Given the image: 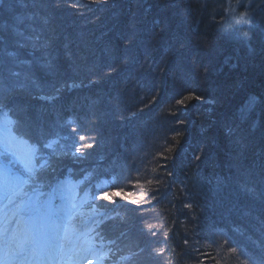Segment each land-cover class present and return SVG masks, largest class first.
I'll list each match as a JSON object with an SVG mask.
<instances>
[{
  "label": "trees",
  "instance_id": "trees-1",
  "mask_svg": "<svg viewBox=\"0 0 264 264\" xmlns=\"http://www.w3.org/2000/svg\"><path fill=\"white\" fill-rule=\"evenodd\" d=\"M59 1L0 0V14H4L0 18V108L3 107L0 109L2 111L0 125L7 126L13 139L15 138V141H19L24 146L26 145L29 152L31 150L32 152H44L43 155L36 156L35 165H37V169L33 168L35 167L33 164L31 171L26 172L25 179H28V181L25 183L24 191L32 192L38 187L43 190H49L52 187L58 190L60 188L73 191L79 189L81 199L84 196L88 202L101 206V197L105 194L108 195L107 192L112 190L106 188L102 180H93L97 178V174L100 178L109 169L116 168L119 175L116 179H120L124 186L129 182L132 183V180L135 179L139 188L141 186L139 184H144L147 176H151L146 174L148 165L150 161L152 162L151 155L149 154L147 157L143 154V151L146 148L150 149L149 146L153 144V141L148 137L147 130L142 129L141 123L135 120H125L124 118L119 123L116 120L121 114H118V118L116 114L113 117L116 122L111 123V121L102 120L95 126L93 125L90 131H87L80 129L78 115H83L89 119L88 113H86L88 116L83 113H78L75 116L70 112L72 114L71 118L65 117L67 112L64 109L70 101H65L66 99L63 97L62 99H54L58 93L48 87L51 82L53 84L55 82L59 83L60 80H56L57 69L55 65H50V72L46 74L47 70L45 72L42 70L44 69L42 67L44 63L43 65L37 64V61L38 57L41 56L44 60L46 53L49 54L47 57L57 54L58 57L65 58V55L71 50L68 44L60 45V48L57 47L52 50L49 45L56 42V38L53 37L52 39L50 35H37L39 30V27L35 26L37 21L38 24H41L42 21L52 23L58 21V19H64L65 22L66 18L72 17L65 23L66 26L59 25V21L58 24H54V28L59 30L56 33L58 40L65 39L64 42L77 46L79 49L87 48L102 61L106 58L105 56L101 58L100 51L106 49L100 45V41L107 42L109 40V42L114 43L115 40L120 39L124 42L122 49L130 50L131 46L127 45L129 41L137 39L138 36L149 29L144 21H152L155 31L152 30L153 28L149 29L154 35H151V39L148 41L156 43L160 47L168 44L169 51L172 54L179 53L180 58L183 59L188 57L186 62L189 63L191 70H188L187 73L198 76L196 79L197 85L195 88L186 90V92H173L169 95L172 103H167V106L163 108L156 104L155 89L152 88L156 78L161 76L150 70L152 76L150 77L145 72L143 75L145 82L142 85H137V88H134V93L131 92L127 95L130 98L134 97L135 100L129 105L130 110L126 112V115L130 116L133 113L139 115L141 109L138 106L155 109V115L162 112L165 120L177 118L179 131L176 135L180 133L181 129L184 130L183 128L190 124L189 127L191 126L190 128L196 133L192 134L194 136L198 135L195 139L194 136L191 137V141L196 142V139H204L203 144L207 147L206 149L210 150L209 148H212V154L221 163H224V159L227 160L226 157H230L232 154L237 159H243V161L246 153L249 156L255 155L256 157V153L251 154L244 151L246 148L244 150L240 148L243 140L244 142L250 141L256 135L254 130L251 129L254 127L252 125H249L251 128L248 127L247 132H243L246 126L243 125L244 123H240L242 121L238 119V116L239 112H242L246 121L256 118L264 126V104L254 103L250 107L245 104L244 108H241L242 103L250 99L253 94H258L259 97L263 94L264 99V70L262 69L264 49L257 48L256 52V49H249L248 47L256 40L260 41V37L255 39L250 38L249 35V38H246L239 34L238 37L232 38L231 33L224 31L223 28L226 24H229L226 22L231 21L225 14L224 0L220 2L219 0H135L137 5L129 6L128 4V13H133V15L141 13L144 18L141 20L143 17L141 16L134 23L133 29H126L132 23H126L123 19L122 24L117 23L121 15L117 14L116 17L110 12L111 9L114 10L121 4L117 0H106L102 4L95 3L99 0H94V2L79 0L83 4L81 11L84 14L78 13L79 11L76 9L72 11L74 7H70L69 4L62 7L56 6V2L63 3V5L66 3L65 0ZM116 1L117 3H115ZM253 1L256 3V0ZM36 4L40 5L36 6ZM101 5L106 6V9H103ZM58 10L64 18H61V15L52 17L47 15V13L57 14ZM71 11L74 16L70 14ZM8 12L14 14L11 15ZM86 13H91L92 16L87 17L85 16ZM224 14L225 16L222 18ZM263 18L261 17L262 25H259L262 29L259 31H264ZM125 32L131 35L128 36ZM59 33H63V35L58 36ZM35 37H39V39L37 40ZM75 37H77V40L73 42L72 39ZM81 42L83 43L81 44ZM115 43L109 49L110 52H114L117 45ZM155 48L157 49L156 46ZM156 53V51L153 52L155 56ZM144 56L147 57V55ZM46 59L49 63L52 62L49 58ZM28 63L33 64V66L30 69H25L29 66ZM22 64L26 67L21 69ZM141 66L139 76L148 68V66L145 68V65ZM198 67L204 69L202 76L198 73ZM258 72L261 73L259 77H256L255 74ZM44 76L47 78H44ZM199 76L201 78L205 76V78L201 81ZM74 79H77V77L72 78L71 81L74 82ZM57 86H60L61 89L55 88V86V90L68 92L61 85ZM200 86L203 90L199 88ZM66 87H68V84ZM166 91L164 88L161 93L164 94ZM43 96L59 103L52 105L51 101L44 100ZM197 99L214 101L215 109L205 110L204 113L197 112L192 106L193 103L197 102ZM28 100L34 104L29 103ZM241 100L244 101L241 102ZM105 108L104 105L101 106V114L103 112L108 113ZM221 110L226 114L230 113L229 117L219 116ZM179 112L182 114V118L180 114L176 116ZM111 113L116 112L111 111ZM187 114L190 116H187L186 119L183 115ZM61 118H67L69 123L75 125V128L70 130L69 134L71 131L78 130L81 133L79 137H75L72 133L71 140L70 137L68 139L54 137V131L58 128L57 124L62 122ZM187 122L188 124H186ZM122 127L127 132L125 136L122 135ZM237 128H240L241 132L238 133ZM133 132L139 138L143 136L141 142L135 147V151L142 153L139 160L135 163H129L128 160H125L124 163L120 161V163L106 164L99 159V156L106 153L108 149L118 150L114 147L112 140L109 139L110 135L118 139L120 134L122 138L124 137L122 141L132 150L133 146L130 145L126 136ZM248 132L252 136H249L250 139L247 140L246 137L242 136ZM182 133H184L181 135L184 139L187 132L185 130ZM173 135V133L164 129L160 131L157 139L163 145H161V148L156 145L152 151H159L161 156H164L165 160L162 161L166 162V165H161L159 162L156 166L152 162L151 174L154 178L151 177L152 180L145 184L142 197L136 199L143 206L149 207L160 218L158 225L160 224L163 230L159 235V239L170 245L175 243V246L171 250L169 249L170 246L163 249L158 244L150 242L148 247L158 251L152 255L154 261L148 263L146 259V264H177L178 259H176L174 249L180 251L178 256L181 259L184 258V261L180 264H264V215L257 224L261 229L258 228L254 233L251 229L254 226L246 229L245 224L238 221L239 217L232 215H253L256 213L254 209L256 204L250 205L245 202L246 206L242 207L238 202V198L241 199L240 194L238 197L240 191L237 194L233 193L235 196L232 195L233 198H230V196L221 195L220 191L211 192L210 189L207 190V186L211 184L208 183L211 181H207V179L211 177L212 180L213 176L210 175L205 180V177L192 172L198 166V163L192 161V158H195L194 152L189 153L186 157L187 161L190 162L189 166H187V162L183 163L174 175L169 173L168 168L179 162L176 157L179 153L178 149H182L180 145L177 148L178 140L175 141V144L166 147L168 146L166 138L174 141ZM223 137L228 138L227 142L223 141ZM214 139L217 140L216 145H211L210 142L212 143ZM234 139L239 141L235 142ZM182 141H184L182 144H187V140ZM87 142L91 144L90 147H87ZM190 143H188L187 148L184 147L185 150L192 147ZM234 145L240 148L241 151L232 150V147H236ZM1 147L2 144H0V149H2ZM228 149H231L229 153ZM4 158L9 161L15 159L11 157L10 153L4 154ZM169 160H171V163ZM18 163L12 164L13 167L20 168L17 165ZM23 163L26 165L25 162ZM229 169L231 170V168ZM120 174L122 175L121 178ZM185 174L189 176L190 180H187L188 185L182 190L180 187L184 186L178 184L183 178L185 179ZM127 179H130V181L125 182ZM84 185H90L95 191L96 188L97 191H104L98 194V199L91 194H87ZM138 186L136 190H138ZM190 187L193 194L191 193L188 196L187 201L182 192ZM248 188L253 199L256 202L260 200L261 195L255 194V190L251 186H248ZM138 193H140L139 190ZM129 195L131 198L134 196L132 193ZM106 197L107 201L112 198L110 196ZM180 201L186 204L185 208L179 205ZM235 202L238 203L237 206H235ZM232 208H236L237 211H232ZM258 210H264V208ZM126 218L127 222H130L129 218L132 219L129 216ZM183 220L190 224H184ZM162 234H164L165 239ZM189 244L193 246L191 252L184 250V246H189ZM142 263L144 261L140 264Z\"/></svg>",
  "mask_w": 264,
  "mask_h": 264
},
{
  "label": "bare ground",
  "instance_id": "bare-ground-1",
  "mask_svg": "<svg viewBox=\"0 0 264 264\" xmlns=\"http://www.w3.org/2000/svg\"><path fill=\"white\" fill-rule=\"evenodd\" d=\"M222 0H219V2ZM60 2V1H59ZM248 3H250V6L255 7L258 9V7L262 6L261 9H264V2L262 3H255L253 0H247ZM103 2H100L99 4H102ZM253 3V4H252ZM238 5L240 6V9H244L241 5L246 6L247 3L244 0H226V4H224L225 7V13L227 10L231 8V5ZM65 6V4H59L56 2V6ZM103 9H106L104 5H101ZM60 8V7H58ZM118 10V7L116 9H111L110 12H112V15L116 16L117 14L121 15V18H123L124 22L129 23H136L141 16V13L135 14L133 16H130L132 14L130 13H123L121 14L119 12H116ZM9 14H14L13 12H8ZM114 13V14H113ZM4 14H0V18L3 17ZM227 15V14H226ZM225 16L222 15V18ZM264 17V13L260 12L259 17ZM117 17V16H116ZM144 16L141 18L143 20ZM232 21V17H228ZM83 19V18H82ZM264 19V18H263ZM147 25V28L152 29L154 27V23L152 21H144ZM38 24V21L36 22ZM84 26V25H82ZM144 31L140 36L137 37V39H133L132 41H129L127 45L131 46L130 50L122 49V45H124V42H122L120 39L115 40L114 43L117 44L116 48L114 49V52L108 53V60L102 61L101 59H98L92 52H90L89 49H79L77 46H73L69 44L68 42H64L65 39L58 40L56 33L54 32L53 36H50L52 39L55 37L56 42L49 45L51 49H56L57 47L60 48V45L68 44V47L71 51H69L65 58H60L57 56V54L47 57L49 55L46 53L44 56V60L41 57H38L37 64L44 65L43 72L46 70V74L50 72V65H55L57 69L56 74V80H60L59 83L55 82L53 84L52 82L48 84L49 89L52 91H56L58 94L56 95V98L59 99L62 97L66 99L65 101L69 100L70 102L67 103V106H65L64 111L67 112V115L65 114V117L68 116V119L71 118V113L73 115H78V113L89 114V119L87 117H84L83 115H78L79 122H80V129L81 130H87L90 131L92 126L96 125L97 123L102 122V120L111 121V123L114 122H122V118L129 121H137L141 123L142 129L147 130V135L150 137L153 141V144L149 146L150 149L146 148L145 151H143L144 155H151V160L153 163H155L156 166H158V163L165 164L166 162L162 161L165 160L164 156H161L159 151H152L156 145L160 146L163 145L160 141H158L157 137L159 136L160 131H165L173 133L174 141L178 140L177 142V148L180 145L182 149H178L179 153L176 157V160H178V163H175L173 166L169 167L168 171L169 173H172L174 175L176 171L179 169L180 166H182L183 163L188 164L187 156L189 153L194 152L195 158H192V161L194 163H198V166L200 164L208 163L209 156L211 157V154L213 153V149L209 148L210 150H207L204 146V139L200 138L196 139V142L191 141V137L193 138V134H196L193 132V129L188 126H185L183 129L180 130V133L178 135L177 132V122H176V116L182 115L180 112L174 116L176 119L172 120H165L163 119L162 112H159L155 115V109L145 108L138 106L140 110L139 115H135L134 113L130 116L126 115V112L130 110L129 105L132 104V102L135 100L134 97L130 98L127 97L131 92L134 93V88H137V85H142L144 81V73L147 72L148 76H151L150 70L154 74H158L161 77L156 78L155 82L152 85V88L155 89L154 92V98L156 104H158L159 107H165L167 106V103H172L170 96L175 91L180 92H186V90H190L192 88H195L197 85V77L195 74L187 73L188 70H191V67L187 58H180L179 53H171L169 51L168 44L162 45L161 47L156 45V43L150 42V36L154 35L153 32L150 30ZM153 31L154 28L152 29ZM63 35V33H59L58 36ZM65 36V35H64ZM62 36V37H64ZM262 33L259 31L258 37H260V41L256 40V42H253L252 44H249V49H256V52L258 49L262 48L264 49V43L261 38ZM64 42V43H63ZM83 42H81L82 44ZM100 45L103 46L104 49L109 50L112 48L113 42H99ZM92 46V44H90ZM157 47V49L155 48ZM258 48V49H257ZM51 50V51H52ZM152 50L156 51V56L153 54ZM166 50V52H165ZM159 53V54H158ZM144 55H147L145 57ZM215 56V55H214ZM149 57V58H148ZM49 58L52 62L49 63ZM155 60H150V59ZM63 59V60H62ZM160 60V62H158ZM29 62V61H28ZM185 62V63H184ZM200 64V63H199ZM22 68H25L24 64H22ZM28 67L25 69L32 68L33 64L28 63ZM146 65L148 68L143 72L141 76V71L139 70L142 66ZM262 69L264 70V64L262 65ZM202 72H204L203 67H198V73L202 76ZM207 73V72H205ZM197 75V74H196ZM200 77V80L202 81L203 78ZM77 77V79H74V82L71 81L72 78ZM254 77V76H253ZM44 78H47L44 76ZM69 81V82H67ZM68 84V87H66ZM206 84V83H204ZM64 87L68 90V92L64 91H58L55 90V88L61 89L60 86ZM56 86V87H55ZM55 87V88H54ZM166 89L167 91L162 94L161 90ZM202 89V86L199 87ZM203 90V89H202ZM55 92V94H56ZM70 92V93H69ZM54 94V92H53ZM44 100L51 101L47 96H43ZM52 105H56V103H59L58 101H51ZM196 103V102H195ZM104 105L108 113L103 112L101 114V106ZM194 109L198 112L204 113L205 110H208V107L206 105H200V104H194L192 105ZM128 108V109H127ZM240 108V107H239ZM238 108V109H239ZM111 111H115L116 113H111ZM71 112V113H70ZM122 112V113H119ZM117 114H121V116L114 121V116ZM230 113L226 114L222 110L220 111L219 116L229 117ZM187 119V116L190 115H183ZM207 116V115H205ZM73 117V116H72ZM182 118V116H181ZM66 119V120H65ZM67 118H61L62 122L60 124H57V127L61 129L62 132L65 133V135L70 132V130L75 128V125L72 123H69V120ZM192 120L191 118H189ZM165 120V121H164ZM183 125V124H181ZM56 127V128H57ZM55 129L54 131V137H61L64 139V134H59L58 130ZM186 130V136L185 140H187V144L190 143L192 145L191 148L185 150L189 146L186 143L182 144L184 139L181 135L182 131ZM122 135H126L127 132L125 131V128H121ZM71 133L75 137H79L81 134L80 131H71ZM137 133V132H136ZM193 133V134H192ZM198 135L194 136L197 137ZM188 137V138H187ZM124 138V137H123ZM123 138L121 135H118V139H115L113 136H109V139L112 140V143L115 149H108L106 153H102V155L99 156V159L103 160L106 164H113V163H124L125 160H128L129 163H135V161L139 160L142 157V153L135 151V147L138 143L141 142L143 139V136L139 138L138 135L133 133H129L126 136V139L128 142H130V145L133 146V149L131 150L128 145L123 142ZM187 138V139H186ZM224 142H227L228 138L223 137ZM190 139V140H189ZM189 140V141H188ZM102 148V147H101ZM130 149V150H127ZM100 151V150H98ZM44 152L40 151L38 152V155H43ZM200 154V156H199ZM148 157V156H147ZM214 157V156H213ZM207 162H206V160ZM215 158V157H214ZM245 160H250L248 165H236V168H238L240 174L238 173L237 177L234 178V189L239 192L241 197V201L246 202L250 205L256 204V201L253 199V196L251 194V191H249L248 186H251L255 191V194H263L264 195V182L253 179V178H260L264 180V168L257 163L256 161H259L260 158L247 155V153L244 155ZM217 160V159H216ZM171 160H169L170 162ZM220 161V160H219ZM261 161V159H260ZM150 161V164L148 165L146 174L151 175V170L153 163ZM173 162V161H172ZM171 163V162H170ZM174 163V162H173ZM239 163V161H238ZM260 165L259 167H256L257 169L255 172L252 168L255 167V165ZM256 173V174H255ZM253 174L255 176H253ZM121 175V174H120ZM119 175L116 172V168L109 169L106 174L99 177V174H97V178H94L93 180L100 181L102 180L104 182V185L106 188L112 190L110 192H107L108 195H104L100 199V205L99 208L101 211V221L100 224H97V227H95L92 231L88 232L87 235L84 234L83 237L89 240L97 241L96 243L99 245H105L108 246L110 249L109 257L107 258V261L105 263L107 264H140L142 259L144 260L145 257L149 261H154L152 258V255L157 253L158 250H155L153 248L148 247L150 242H154L158 244L159 246L164 248H168L171 250L173 246H175V243H171V245L165 241H162L159 239V235L163 230V227H160V224L158 225V222L160 221V218L157 217V214L154 211H151V209L147 206H143L137 199L142 197L143 194L138 193V190L140 189L137 185V180L133 179L132 183L123 185L122 181L120 179H116ZM122 175L120 176V178ZM187 180H190L189 176L185 174V179L183 178L182 181H179L178 185L184 186V188L187 187L188 183ZM138 186V190L137 189ZM85 191L87 194H91L94 197L98 198V194H101L103 191L96 188V191L91 187L90 185H84ZM98 187V186H97ZM215 187V186H212ZM39 188V187H38ZM101 188V187H98ZM39 190L42 191V199L50 200L53 203V206L50 207L48 210L54 211L55 207L59 205L60 203L67 204V196L64 194L66 193V190L61 189H55L54 187L50 188L49 190H43L39 188ZM191 187L187 188L186 191L182 192L185 199L188 201V196L191 195ZM140 192V191H139ZM63 193V195L61 194ZM111 193V194H109ZM133 194L134 196H131L129 194ZM34 196H29L25 200V206L27 205L29 200L37 201L40 199V194L31 193ZM193 194V193H192ZM30 195V194H29ZM27 196V195H24ZM112 197L110 200L107 201V197ZM134 198V199H133ZM137 198V199H136ZM72 203L77 204L79 202H82L80 199V191L79 189L75 190L72 194ZM99 199V198H98ZM43 202H39L36 207H43ZM73 205V204H72ZM95 207L98 206L95 203L93 204ZM23 208V207H22ZM33 207L28 206L26 209V212H32ZM39 211H43L48 214L49 219H42L41 222H37L36 213ZM232 211H237L236 208H232ZM26 212H23L18 209V215L20 214H26ZM28 214V213H27ZM132 217V219L129 218L130 222H127L126 217ZM239 216V215H237ZM240 217V216H239ZM64 219H55L52 216L49 215L47 211H44L43 209H39L38 211H34V214L31 216L32 223H35L38 227V232L33 235L31 232V228H27L25 226H21L18 221L16 226L13 229H9L7 231H4L2 228L0 229V264H74L75 261H78V264H83V256L80 257L79 253L71 254L69 257H63L60 261H54V255L53 253L49 252L51 249L56 245V242H62L66 243V237L69 236V229L67 231H63L62 235L60 236L59 229L61 228L62 224H64ZM2 220L0 219V222ZM3 224H0V227H2ZM261 229L260 226H254L252 227V233L254 231ZM35 229V228H34ZM60 236V237H59ZM82 237V238H83ZM164 238V236H163ZM52 240L50 243L47 242V240ZM165 239V238H164ZM93 243V242H92ZM94 244V243H93ZM67 245V243H66ZM191 248H190V247ZM184 246V250L187 252L193 251V246L189 244ZM96 248V246H95ZM96 249L100 250L101 247H97ZM30 254L31 252L38 251L40 255V258L34 259L33 261L29 259H26V256L24 255V252ZM174 253L176 256V259H178V263L184 261V258H180L178 256L179 250L174 249ZM16 252L17 255L14 253ZM73 252V251H72ZM19 254H22L18 257ZM24 257V258H23ZM143 257V258H142ZM42 260L40 261V259ZM92 256H88V258L85 259L84 263H87L88 260H90ZM146 260V261H147ZM148 262V261H147ZM149 263V262H148ZM183 264V263H182Z\"/></svg>",
  "mask_w": 264,
  "mask_h": 264
},
{
  "label": "rangeland",
  "instance_id": "rangeland-1",
  "mask_svg": "<svg viewBox=\"0 0 264 264\" xmlns=\"http://www.w3.org/2000/svg\"><path fill=\"white\" fill-rule=\"evenodd\" d=\"M49 2L51 1H55V0H48ZM61 1V0H60ZM119 3H121L120 5H118V11L121 12H127L128 13V4L129 6H135L137 5L135 3V0H117ZM117 1L115 3H117ZM121 1V2H120ZM159 1V0H157ZM247 5L243 6L241 5L244 9H240V4L238 5H231V8L229 10L226 11L225 14H227L228 17H232V21L230 22H226L229 24H226V26L223 28L224 31L227 33H231V37L232 38H236L238 37L239 34L243 35L246 38H255L257 39L258 35H259V30L262 29L261 26L262 25V19L261 17H259V13L263 12L264 13V9H261L262 6L255 8L250 6V3L247 2V0H244ZM64 4H69L70 7H74L72 11H74V9H76L77 11H79L78 13L84 14V12L82 13L81 11V7L83 6V4L81 2H79V0H65ZM91 2H94V0H91ZM100 2H106V0H99V1H95L96 4H99ZM262 3L264 2V0H256V4L257 3ZM135 3V4H133ZM224 4H226V0H224L223 2ZM258 3V4H259ZM126 4V5H125ZM253 4V3H252ZM257 4V5H258ZM40 5V4H39ZM36 4V6H39ZM124 9V10H123ZM59 12L56 13H52V14H48L50 17L52 16H56V15H61V18H64L62 16V14L60 13V10H58ZM72 11L70 14H72ZM133 16V13H130ZM74 16V14H72ZM87 17L92 16L91 13H86ZM69 19H72V17L70 18H66L65 22L64 19L59 21V25H63L66 26L65 23L68 22ZM91 19V18H90ZM121 19V20H120ZM122 19L123 18H119L117 20V23H121L122 24ZM58 21L55 22H50V21H42L41 24H37L35 26L39 27L38 30V34L37 35H50L53 36V33H57L59 32L58 29L54 28V24H58ZM127 23V22H126ZM124 25V24H123ZM260 27V28H259ZM264 27V26H263ZM124 28H126L124 26ZM134 28V23L129 25L126 29H133ZM258 30V31H257ZM54 31V32H53ZM263 32L262 33V40L264 43V31H260ZM127 35H131L128 32ZM224 33V32H223ZM223 35V34H221ZM75 40H77V37L73 38L72 41L75 42ZM152 52H154V50H152ZM108 53H111L109 50H102L100 51V55L101 58H106V60H108ZM145 68L146 65L144 66ZM261 72H258L255 74V76L259 77ZM263 94H261L262 96ZM259 97L258 94H253L252 97L250 99H247L245 102H243L244 100H241V102H243V106L241 105V108H244V105L246 104L247 107H250V105L254 104V103H262L264 104V99L263 96ZM26 98V97H25ZM28 99V98H27ZM31 100V99H29ZM28 100V101H29ZM32 101V100H31ZM31 101H29V103H32ZM34 102V101H33ZM194 104H200V105H206L208 107V111L210 109H215V105H214V101L212 100H206V99H197V102ZM245 106V107H246ZM3 108V107H2ZM0 108V109H2ZM239 108V110L241 109ZM239 112V111H238ZM2 116V111H0V117ZM207 117H211L210 115ZM238 119L241 120L242 122L240 123H244L243 125H245V129L243 130V132H247V128H251L249 125L254 126L253 128H251L252 130H254L255 132V137L247 142L243 143L241 142L240 144V148H242V150L250 152L251 154L256 153V157L258 156L259 161H256L257 163H259L263 168H264V126L261 125L260 121L256 118L253 119H249L246 121L245 115L244 113H240L239 112V116ZM188 124V122L186 123ZM58 133L60 134H64V139H72V134L68 133V135L64 132L61 131L60 128H58ZM258 132H257V131ZM239 131L241 132L240 128H237V132L239 133ZM243 134V133H242ZM246 135H243L242 137H246V139H250L249 136H252L249 132L245 133ZM173 138V137H171ZM15 139V138H14ZM13 139V136L11 135V131L9 128H7V126H5L4 124L0 125V143L2 144V149H0V219L2 220L0 222V224L3 226L0 227V229L2 228L4 231H7L9 229H13L16 224L17 221L21 226H25L27 228H31V230H33V232H31L33 235H35L36 232H38V227H36L37 225H35V223H32L31 221V216L34 214V211H38L39 209H43L44 211H47L50 215V212L48 211V202L45 203L43 205V207H36L38 205L39 202H41L42 199V192H40V199H38L39 201H33V200H29L27 205L25 206V200L27 199V197L31 196L32 194L28 195L27 191L23 190V182H26L27 179H25V174L28 171H31V166H34L33 168H36L37 165H35L36 163V156L38 155V152H32V150L29 152V149H27L26 145L24 146L22 143H19V141H15ZM88 141V140H86ZM166 141L168 142V146L169 147L173 144H175V141L167 139ZM234 141H239L238 139H234ZM241 141V140H240ZM5 142H7L8 144H10L12 146V151L9 152L13 159L10 162H5L3 159L4 153H3V149H4V145ZM15 142V143H14ZM217 142V140H213L212 143L210 142L211 145H216L215 143ZM14 143V144H12ZM87 147H90V143L87 142ZM242 145V146H241ZM236 146V145H234ZM239 147V146H238ZM240 148L236 147H232V150H238L241 151ZM23 151H22V150ZM168 149V148H167ZM166 149V150H167ZM231 149H228V153ZM215 151V149H214ZM8 153V154H9ZM227 153V154H228ZM187 156V155H186ZM215 158H214V157ZM23 157L25 158L23 160ZM226 159H224V163H221L219 160H216V156L215 155H211V157L209 156V161L208 163L205 164H200V166L195 167L196 170L194 169L192 172H194V174L196 175H201L202 177L208 178V176H213L212 180L211 177L207 179V181H211L208 182L210 185L215 186L212 187L210 185L207 186V190L210 189V191L212 192H216V191H220L221 195L226 196H230V198H233V196H235V194H237L238 192L234 189L235 186V181L234 178L237 177L238 173L240 174L238 168H236V165L240 164V165H248L249 161L245 160L243 161V159H237V157H235L233 154L230 157H226ZM25 162L26 165H24ZM206 160V158H205ZM239 161V163H238ZM19 162V163H18ZM23 166H22V164ZM34 162V163H33ZM207 162V160H206ZM15 165L16 163H18L17 165L20 166V168H15L13 167V165ZM236 163V164H235ZM235 164V165H234ZM255 165L254 168H252L254 170V172L257 170L255 169L256 167H259L260 165ZM226 166V167H225ZM5 168L7 169V173L5 172ZM15 168V169H14ZM231 168V170L229 169ZM37 169V168H36ZM228 169V170H226ZM258 171V170H257ZM264 173V172H263ZM214 174V175H212ZM256 174V173H255ZM205 175V176H204ZM253 176H255L253 174ZM153 177V174H151V176H147V178L144 180L145 183H140V193L143 194V188L146 186L145 184L148 181H151ZM254 180H260L263 181V179H258V178H253ZM130 179L125 180V182H129ZM199 182V181H198ZM200 183V182H199ZM182 190H184V187H180ZM230 188V189H229ZM74 193L73 190H69L66 189V193L64 194L65 196H67V204L66 206H64L62 209L64 216L62 219H64L63 221L64 224H62L61 228L59 229V233L60 236L62 235L63 231H67L68 228L69 229V236L68 238L66 237V243H64V241L56 242V245L51 249V251H49L50 253L52 252L54 255V261H60L61 259H63V257H69L71 254H76L79 253V256L82 257L83 256V264H107L105 263V261H107V258L109 257V252L108 250L110 249L108 246L105 245H99L96 242L97 241H92L89 239H86L83 237L84 234L87 235L88 232L92 231L95 227H97V224H100L99 222L101 221L100 217H101V209L99 208V206H94L92 203L88 202L87 200H85L84 196H82V199H80L82 202H79L77 204L72 203V194ZM235 193V194H233ZM63 195V193H61ZM27 195V196H24ZM233 195V196H232ZM261 198L260 200H258L256 202V206L254 207V209L256 210V213H254L253 215H241L240 217L237 216V214H233L232 216H237L239 217L238 221L239 222H243V224H245V228H251L252 226H257L258 222L261 220L262 216L264 215V210H258V209H262L264 208V195L260 194ZM34 196V195H32ZM237 196V195H236ZM239 197V194H238ZM236 200V199H235ZM238 202H240V205L242 207L246 206V203L241 201V199L238 198ZM182 201H180V204L182 208H185L186 204L181 203ZM64 204V203H62ZM73 204V205H72ZM235 206L238 205L237 202L234 203ZM65 205V204H64ZM28 206L33 207V211L32 212H26V209L28 208ZM199 206V204H198ZM23 207V208H22ZM253 207V206H252ZM18 209L23 212H26V214H20V216L17 214L18 213ZM28 213V214H27ZM231 214V213H229ZM36 217L37 222H41L42 219H49L48 214L46 215L45 212L43 211H39L38 213H36V215H34ZM54 218L53 215H50ZM183 223L186 225H189L190 223H188L186 220H183ZM192 227V226H191ZM35 228V229H34ZM164 236V234H162ZM59 236V237H60ZM83 237V238H82ZM52 240L48 239L47 242H51ZM94 244H93V243ZM97 247H101L100 250L95 248ZM73 251V252H72ZM76 252V253H75ZM15 255L16 252L14 253ZM22 254H19V256H21ZM40 255L38 251H34L31 252L30 254L26 253V251L24 252L23 256H26V259L30 260H34L37 258H40ZM88 256H92V258H90V260L87 261V263L85 262V259L88 258ZM24 258V257H23ZM143 258V257H142ZM42 260V258L40 259V261ZM146 257L145 259L141 260L142 262L144 261V263L142 264H146ZM149 263L151 261H149V259L147 260ZM46 264V263H45ZM74 264H78V261H75Z\"/></svg>",
  "mask_w": 264,
  "mask_h": 264
},
{
  "label": "snow or ice",
  "instance_id": "snow-or-ice-1",
  "mask_svg": "<svg viewBox=\"0 0 264 264\" xmlns=\"http://www.w3.org/2000/svg\"><path fill=\"white\" fill-rule=\"evenodd\" d=\"M35 39H39V37H35ZM12 151V146L10 144H8L7 142H5V145H4V149H3V153L4 154H7L9 152ZM5 172L7 173V169L5 168Z\"/></svg>",
  "mask_w": 264,
  "mask_h": 264
}]
</instances>
